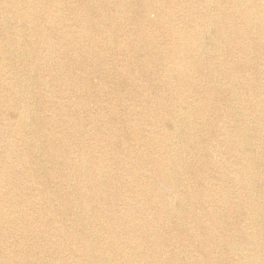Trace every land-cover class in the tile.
I'll return each mask as SVG.
<instances>
[{
    "label": "bare ground",
    "instance_id": "obj_1",
    "mask_svg": "<svg viewBox=\"0 0 264 264\" xmlns=\"http://www.w3.org/2000/svg\"><path fill=\"white\" fill-rule=\"evenodd\" d=\"M0 11V264H264L261 0H0ZM16 20L30 35L9 33ZM131 20L141 32L127 37ZM212 26L241 52L232 70L205 67ZM19 62L28 73L2 78ZM155 63L166 80L155 95L104 79ZM210 69L225 81L207 74L203 91L186 88L191 71ZM69 131L88 145L69 146Z\"/></svg>",
    "mask_w": 264,
    "mask_h": 264
},
{
    "label": "rangeland",
    "instance_id": "obj_2",
    "mask_svg": "<svg viewBox=\"0 0 264 264\" xmlns=\"http://www.w3.org/2000/svg\"><path fill=\"white\" fill-rule=\"evenodd\" d=\"M248 1H250V0H248ZM261 2L262 3H264V0H261ZM201 8V7H200ZM130 15H131V18L133 17V16H135V15H139L140 14V10H138V4H136V3H134V6H133V8H131V12L129 13ZM0 17L1 18H7V13L6 12H2V11H0ZM225 21H227L226 20V18H223ZM201 20V22H202V19H200ZM72 21V20H71ZM129 21H121V23H120V28L122 29V30H124V31H129V33H128V36L127 37H129L130 36V33H131V31L132 32H141V30H140V28L134 23V21H130L129 23H128ZM75 23V25H77V23L76 22H74ZM133 23V24H132ZM9 28L7 29V30H9L10 32L9 33H13V32H16V31H18V32H20L21 31V29H22V23H20V22H18L17 20L16 21H12V22H9ZM134 25V26H133ZM72 26V27H71ZM69 27H71L72 29H77V27L76 26H73V25H71L70 24V26ZM12 28V29H11ZM23 29H24V31L22 32L21 31V33L22 34H24V35H26V36H28V35H30V31L26 28V27H23ZM22 29V30H23ZM212 29L213 30H210V35H209V37H206L204 40H203V45H202V49L203 50H206L207 52H208V58H209V60H211V62L212 63H207V64H205V67H209V68H217V69H220V68H222L224 65L223 64H221L222 62H220V60L222 59V60H224L225 62H227V64H226V67H227V69H229V70H232L233 69V67H232V65L233 66H235V64H233V63H231V60H234V59H236V58H238V56H239V52H240V50H233L232 49V47L229 45V43L227 42V40H225V41H223V37L222 38H220V36L218 35V33L214 30V27L212 26ZM155 33H156V35L158 36V38H159V40H163L164 39V36L162 35L163 34V30H162V28H158L157 30H155L154 31ZM253 32H254V30H253ZM0 33H5L4 32V30L1 28L0 29ZM217 34V35H216ZM255 34V33H254ZM260 38H262V41H264V36L263 37H260ZM121 39V38H120ZM215 39V40H214ZM256 40V39H255ZM212 41V42H211ZM257 41V40H256ZM213 43V44H212ZM217 44V45H216ZM229 45V47H228V45ZM126 45H127V43H126ZM206 45V46H205ZM211 45V46H210ZM213 45V46H212ZM128 46V45H127ZM249 46V45H248ZM231 48V49H230ZM211 49V50H210ZM263 50V51H262ZM212 52V53H211ZM241 53V52H240ZM259 53L261 54V55H263L264 56V48H262V49H260V51H259ZM258 52H256V51H252V52H250L249 54H248V57L250 58V59H252V58H257V60H259L260 61V57L261 56H258V54H259ZM108 60L110 61V62H114L115 63V59H114V57L111 55V56H109V58H108ZM198 62H201V63H203L204 61L203 60H197ZM108 66L110 67V70H114L112 67H113V64H108ZM9 68V67H8ZM161 68H162V65L161 64H158V63H155V64H153V65H151L150 67H147V71H141V69L140 70H137V72H136V70L135 69H129L128 71H125L124 73H122V72H120L119 70H114V71H111V72H108L107 74H106V76L104 77V79L110 84V83H114V82H117V83H119V84H122V85H124V86H129V85H131L132 87H134V89L137 91V90H139V88L137 87L140 83L141 84H145L146 86H147V94H151V95H155V93H156V88H155V85L156 84H160V83H163V82H165L166 80H163L161 77H157L156 76V74L157 73H159V72H161ZM152 70H153V72H152ZM16 72V73H19V74H26V73H28V69H26V65H23L22 63H17L16 64V67L14 68V69H10V70H6V71H4V75H1L2 76V78H5V79H7L8 78V76L10 75L9 74V72ZM72 71V72H71ZM71 73H74V75H80V71H79V69L78 68H72L71 69ZM119 71V72H118ZM113 72V73H112ZM133 72V73H132ZM138 73V74H137ZM207 74H210V75H214L215 77H216V79H220L221 81H225V80H223V78H222V76H224L223 75V73H221V72H217V71H211V69L210 70H205V71H191L190 72V76H191V78H193V79H195L196 81H194L192 84H191V86H187L186 88L190 91V90H192V91H197V92H201V91H203L204 90V87L202 86V84L203 83H205V80H204V78H205V76L207 75ZM218 74V75H217ZM137 75V76H136ZM142 75V76H141ZM217 75V76H216ZM144 76V77H143ZM113 77V78H112ZM218 77V78H217ZM165 79V78H164ZM168 80H170V81H172V83H179V79H177V77H175V76H173V77H171V78H167ZM215 79V80H216ZM91 81L94 83V84H97L98 82H99V78L98 77H96V76H93L92 75V79H91ZM198 83V84H197ZM31 88L32 89H35V84L33 83V85L31 86ZM101 89V88H100ZM99 88H96L95 87V90L94 91H96V93H106V90H100ZM111 89V88H110ZM119 90H122V89H124V87H122V88H118ZM46 90V87H44V89H43V91H45ZM78 95H79V93L78 92H76V91H74V90H67V92L65 93V94H63V95H61V97H64V98H66L67 100H70L69 102H75V101H77V98H78ZM112 95H114V94H112ZM91 99H88V101H90ZM117 101V100H116ZM128 101V100H127ZM128 103H130V107L131 108H135V109H137L138 111H139V102H138V104L137 105H133L132 104V100H130V101H128ZM90 104V111H95L96 110V105L93 103V102H91V103H89ZM35 105V104H34ZM36 105H37V103H36ZM130 107H128V108H130ZM122 110L124 111V110H128L127 109V107H122ZM121 110V111H122ZM89 114V115H88ZM75 115L76 116H81L82 118H83V120H85L84 122L86 123V126H87V128L89 129V132H91V133H96V131H97V128H94L95 127V125L94 124H92L91 122H90V113H87V112H82V114H78V113H75ZM140 115H143V113H139V116ZM144 121V120H143ZM146 121V120H145ZM144 121V122H145ZM143 122V124H144V127H146V123H144ZM170 126L171 125H167V127H169L170 128ZM66 134H67V132H66ZM70 134V135H69ZM69 134H68V136L71 138H76V137H78V138H81V139H83V140H81L83 143H82V145H88L87 144V139L86 138H84V137H82V136H79L78 135V133L77 132H74V131H69ZM70 139V140H68V142H66L67 144H69L70 142H72L73 141V139ZM72 140V141H71ZM78 140H80V139H78ZM34 143V140H32L31 141V145ZM67 144H62V145H64V147H66V148H68L69 146H73L74 144L73 143H70L69 144V146L67 145ZM80 146H81V144H80ZM36 150V151H35ZM39 151V152H38ZM38 152V153H37ZM201 153H202V151H201ZM37 154V155H36ZM101 153L98 151L97 152V155H100ZM40 155L41 156H43L44 155V153L41 151V150H38L37 148H34V146H32V148H31V150H30V156H31V159H32V161H34V162H39V157H40ZM61 155V154H60ZM61 157V156H60ZM220 159H221V157H219ZM42 161H43V159H42ZM43 163H45L46 164V161L44 160L43 161ZM109 167L111 168V169H115L116 168V164H113V163H110L109 164ZM40 171H42V170H44V169H39ZM74 181V182H73ZM76 181H77V179H74V180H72V182L73 183H76ZM54 184V183H53ZM49 185L51 186V187H54V188H56V189H54L53 188V190L54 191H57V189L58 190H61V187L59 186V185H57V184H54L55 186H53L52 185V182H51V184L49 183ZM224 186H226V188H229L230 190H233L234 189V187L232 186V183L231 182H226L225 184H224ZM74 194V195H73ZM70 196L72 197V198H75V193L73 192H71L70 193ZM76 201L78 202V200L76 199ZM54 202H56V201H54ZM92 205H93V207H99L100 205H103L102 203H99V201H91L90 202ZM94 203V204H93ZM56 206L58 207V203L56 204ZM105 207H106V204H105ZM107 209V208H106ZM75 213L76 214H80L79 213V209H77L76 208V211H75ZM108 213V212H107ZM70 217H74L73 215H71ZM72 220H73V218H72ZM72 220L71 219H69V218H65V220H63L64 221V223L65 224H67V225H71L72 224ZM69 222V223H68ZM6 227H9V228H12L13 226H14V223L13 222H5V224H4ZM17 231V230H16ZM77 243H79V242H77ZM43 264H49V262H42Z\"/></svg>",
    "mask_w": 264,
    "mask_h": 264
}]
</instances>
